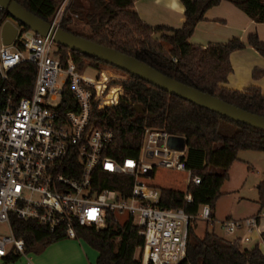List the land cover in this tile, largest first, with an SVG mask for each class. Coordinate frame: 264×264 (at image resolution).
<instances>
[{"label": "trees", "instance_id": "1", "mask_svg": "<svg viewBox=\"0 0 264 264\" xmlns=\"http://www.w3.org/2000/svg\"><path fill=\"white\" fill-rule=\"evenodd\" d=\"M25 10L47 23H52L64 0H15ZM139 0H71L64 13L60 28L68 33L85 38L99 45L114 49L137 59L161 74L188 87L216 97L246 112L264 117V96L257 88L245 92L230 91L222 86L232 73L230 57L246 48L234 39L224 45L201 48L190 43L195 29L204 21L206 13L222 2H229L242 10L258 24H264V0H181L185 7V22L180 30L152 29L135 12ZM74 16L89 27L91 36L81 35L69 28ZM171 33L155 39L156 34ZM248 45L264 57V43L257 35L249 37ZM168 47V49L166 48ZM60 47V46H59ZM63 56L70 50L60 47ZM76 61L97 69L109 68L126 75L125 96L119 106L96 112L100 127L113 129L115 138L105 156L119 162L138 157L147 128L166 130L169 135L187 141V172L155 167L148 186L160 193V208L184 209L188 215L197 216L201 208L209 205L212 217L222 197V187L230 178V170L238 161L240 152L264 153V131L227 120L208 110L171 96L150 84L110 67L96 59L73 52ZM177 60V63L174 62ZM37 69L25 65L13 75L17 86L25 93L31 92ZM110 74L108 82L114 76ZM256 78L264 73L256 72ZM106 84V83H105ZM105 98L107 105L114 106L122 92L118 85ZM74 102L69 91L65 92V110H70L68 101ZM134 106H141L145 114L136 113ZM113 120V122H111ZM223 123L236 128L232 136L221 132ZM188 171L201 178V185L188 187ZM97 188L112 189L126 193L132 180L97 171ZM193 202L187 203V195ZM258 205L264 211V181L258 186ZM12 227L17 239L25 242V255L39 253L48 246L67 239L65 231L51 233L35 222H23L12 218ZM196 225L190 231L188 256L183 264H264V255L259 246L243 249L240 241L230 242L214 232L199 235ZM79 240L84 241L99 253L97 264H141L136 252L144 246L139 229L127 222L120 224L110 214L103 230L78 228ZM23 256L11 251L4 264H15Z\"/></svg>", "mask_w": 264, "mask_h": 264}, {"label": "built area", "instance_id": "2", "mask_svg": "<svg viewBox=\"0 0 264 264\" xmlns=\"http://www.w3.org/2000/svg\"><path fill=\"white\" fill-rule=\"evenodd\" d=\"M70 1L65 0L53 26L60 28ZM7 22L18 29L9 46L3 40ZM25 65L37 69L29 93L13 79ZM104 71L76 61L72 52L63 56L52 39L16 24L0 6V226L10 233H0V259L11 251L26 256L25 242L16 238L12 218L35 222L51 233L63 230L68 240H79L78 228L103 230L110 214L118 222V216H125V223L132 222L144 239L139 249L141 264H183L191 229L198 222L215 225L209 205L197 216L184 209L165 210L160 208V193L148 186L155 167L187 172L188 148L184 152L170 149L172 136L166 130L147 128L136 158L119 162L105 156L115 134L111 128L100 127L95 114L119 106L128 80H109L100 91ZM118 81L122 92L116 105L104 104ZM66 91L74 100L66 104L70 110L64 108ZM98 170L132 180L128 192L98 190ZM190 185H201V178L188 171ZM186 202H193L190 194ZM257 221L226 220L221 226L227 235L241 229L251 235ZM249 241L247 236L244 242Z\"/></svg>", "mask_w": 264, "mask_h": 264}, {"label": "crops", "instance_id": "3", "mask_svg": "<svg viewBox=\"0 0 264 264\" xmlns=\"http://www.w3.org/2000/svg\"><path fill=\"white\" fill-rule=\"evenodd\" d=\"M134 10L152 29L180 30L185 22V7L181 0H139ZM163 35L172 34L161 33L154 37L160 39ZM252 35H257L264 43V24L256 23L232 3L222 2L206 13L204 21L197 25L190 43L206 49L210 45H224L234 39L243 42L246 48L230 57L232 73L222 87L242 93L250 88H257L264 96V76H254L256 72L264 73V57L248 45ZM240 161L248 164V181L252 179L258 190V186L264 181V153L248 151V155L240 160L238 158L237 163ZM258 200L259 194L248 199L235 198L234 205L225 215H218L216 207L214 220L223 223L226 220L256 218L257 229L251 235L246 229H241L232 239L218 236L230 242L240 241L242 248L246 250L259 246L264 255V211L261 212ZM247 236L250 241L246 243L244 239ZM98 258L99 253L84 241L65 239L43 249L37 256H23L21 264H97ZM0 264H4V259H0Z\"/></svg>", "mask_w": 264, "mask_h": 264}, {"label": "water", "instance_id": "4", "mask_svg": "<svg viewBox=\"0 0 264 264\" xmlns=\"http://www.w3.org/2000/svg\"><path fill=\"white\" fill-rule=\"evenodd\" d=\"M0 6L19 25L43 37H49L58 46L68 49L72 53L76 52L96 59L110 67L136 77L171 96L204 108L229 121L264 131V117L262 116L246 112L216 97L177 82L133 57L53 26L52 23H47L25 10L15 0H0ZM17 33L18 29L16 26L12 22H7L3 28L4 44L7 46L11 45ZM134 111L145 114V109L141 106H134ZM168 146L178 152H184L188 147L186 139L177 137H171Z\"/></svg>", "mask_w": 264, "mask_h": 264}, {"label": "rangeland", "instance_id": "5", "mask_svg": "<svg viewBox=\"0 0 264 264\" xmlns=\"http://www.w3.org/2000/svg\"><path fill=\"white\" fill-rule=\"evenodd\" d=\"M64 2H65V0L63 1V3ZM63 3H62V5H63ZM61 7H60V9H61ZM60 9H59V11H60ZM60 14L62 16L63 12ZM73 18H74V20L70 24L69 28H71L72 30H75L76 32H79L81 35L90 37L91 33H90L89 27L87 25H85L79 19L78 16H74ZM14 22L16 24H18L16 21H14ZM166 48L168 49L167 46H166ZM84 64H85V66H90V65H87L86 63H84ZM102 70L112 71V73L114 74L113 75L114 78L119 76V78H120L119 80H123V79L129 80V78L126 75L119 73V72H115L109 68H102ZM120 82L121 81H118L115 84L117 85ZM124 96H125V92H124ZM221 132L224 135L232 136L236 132V128L232 125L227 124V123H223L222 127H221ZM246 155H248V151L247 152H240L238 155L239 160L242 159ZM221 193H222V197L219 199V201L217 203V210H218L217 212H218V215H221V216L225 215L232 208V206L234 205V202H235V198L244 197V198L248 199V197H252V196L257 197L258 196V190H257L256 186H254L252 179H250L248 181V164L247 163H243L240 161L239 163L236 162V164H234L233 169H231V171H230V178L222 187ZM126 219L127 218L125 216H118V220L121 224H124L126 222ZM218 220L221 221L220 218ZM196 226H197L196 232L200 235H202L206 231H208L210 233L215 232L217 235H220L222 237L226 236V237H228V239H232L235 236V235H227L225 233V231L222 229L221 223L218 221L215 223L214 226L207 225V224H204L201 222H198L196 224ZM0 233L3 235L10 236V233L7 232L5 225L0 226ZM37 254L38 253H32V254H30V256H37ZM140 256H141V252L138 250L136 252V259H139ZM21 259L15 264H21V262H22Z\"/></svg>", "mask_w": 264, "mask_h": 264}, {"label": "bare ground", "instance_id": "6", "mask_svg": "<svg viewBox=\"0 0 264 264\" xmlns=\"http://www.w3.org/2000/svg\"><path fill=\"white\" fill-rule=\"evenodd\" d=\"M109 73H111L112 75H114L113 73H112V71H110V70H106V71H104V73H103V75H102V80H101V82H99L98 83V89L100 90V91H102L103 90V88H104V86H105V83H106V81H107V79H109V77H110V74ZM120 78H119V76H117L116 78H112V79H110V81L111 80H119ZM113 89V88H112ZM112 89H111V91H110V93L112 92ZM109 93V94H110ZM106 103V101H105V98H104V104Z\"/></svg>", "mask_w": 264, "mask_h": 264}]
</instances>
